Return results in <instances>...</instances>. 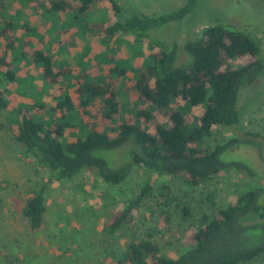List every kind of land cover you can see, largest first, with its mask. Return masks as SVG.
<instances>
[{
	"label": "rangeland",
	"instance_id": "obj_1",
	"mask_svg": "<svg viewBox=\"0 0 264 264\" xmlns=\"http://www.w3.org/2000/svg\"><path fill=\"white\" fill-rule=\"evenodd\" d=\"M0 1V19L13 24L0 36V53L6 44L14 46L7 51L5 61L17 57L13 62L18 66L17 76L23 79L7 83L10 102L0 109V264H115L129 244L142 239L155 242L161 252L174 257L200 226L203 213L213 214L234 203L245 191L264 187V73L240 91V122L228 128L215 127L205 143L212 146L233 137L251 140L254 145L238 143L220 156L225 162L245 167L228 168L197 185L166 173L151 174L142 168H134L116 184L102 180L93 168L87 167L67 181L49 182L48 169L20 151L14 139L13 112L9 115L11 107L29 100L19 96L20 88L41 92L48 106L55 103L59 86L50 87L39 80L41 67L32 58L35 51H43L56 63L68 66L71 82L82 70L107 74L109 67L124 65L126 72L118 80L129 85L149 54L175 44L177 63H181L187 57L184 43L198 38L204 27L221 23L234 25L256 40L264 63V0H199L183 18L153 28L148 36L138 38L133 34L109 37L103 29L116 19L137 12H171L186 0H115L118 12H113L111 3L98 2L76 21L72 17L78 11V0ZM57 1L69 5L63 10L52 7ZM85 21L97 30L82 24ZM97 58L103 61L98 62ZM243 61L235 59L230 64L236 66ZM72 90L68 92L76 101ZM132 98L119 96L122 113L129 118L132 111L127 108L135 107ZM100 103L97 99L88 110L97 114ZM200 113V107H193L186 117L190 121ZM80 119L85 121L87 115L81 114ZM77 120L79 130L83 123ZM246 133L256 134V138ZM67 138L72 137L67 134ZM125 150L123 145L118 150H99L96 154L117 166L126 161ZM147 184L149 189L140 203L118 228L111 230L113 221ZM39 191L45 195L47 210L41 227L31 229L22 209L27 199ZM240 264H264V254Z\"/></svg>",
	"mask_w": 264,
	"mask_h": 264
},
{
	"label": "trees",
	"instance_id": "obj_2",
	"mask_svg": "<svg viewBox=\"0 0 264 264\" xmlns=\"http://www.w3.org/2000/svg\"><path fill=\"white\" fill-rule=\"evenodd\" d=\"M198 1L186 0L167 13L137 12L116 19L103 32L109 37L116 34L146 37L151 29L183 18ZM78 2V11L72 17L75 21L98 2L111 3L113 12L120 9L115 0ZM68 5L66 1H57L52 7L63 10ZM82 24L95 28L89 21ZM11 27L10 21L0 19V36ZM4 47L0 53V69L5 67L0 70V109L10 102L7 83L23 80L17 76L18 66L13 62L18 58L5 61L7 51L14 46ZM183 49L187 57L181 63H177L175 44L149 54L129 85L118 80L126 72L124 65L109 67L107 74L82 70L71 82L68 66L56 63L43 51H35L32 58L41 67L39 80L50 87L58 85V94L55 103L48 106L41 92L20 88L19 96L29 100L21 101V105L9 111V115L11 112L14 115V139L20 151L48 169L49 182L67 181L87 167L93 168L102 180L116 184L134 168H142L151 174L166 173L197 185L228 168L245 167L225 162L220 156L238 143L254 145L251 140L233 137L212 146L205 143L215 127L228 128L240 122V91L264 73L259 44L234 25L216 23L204 27L198 38L186 41ZM235 59L244 61L232 66L230 62ZM70 88L76 101L68 92ZM119 96L133 97L131 102L135 107L127 108L132 111L131 118L122 113ZM97 99L100 107L93 114L88 107ZM142 103L146 106L141 107ZM193 107H200L201 113L189 121L186 114ZM81 114L87 115L83 122ZM76 120L83 123L79 130ZM67 134L72 138L68 139ZM245 135L256 138V134ZM123 145L127 148L126 161L117 166H111L96 154L99 150H118ZM148 189L147 184L128 203L113 221L111 230L121 225ZM43 191L29 197L22 209L31 229L43 224L47 210ZM183 211L188 214L186 207ZM199 222L189 242L174 257L161 252L155 242L142 239L129 244L115 264H240L254 260L264 254V187L245 191L234 203L218 208L213 214L203 213Z\"/></svg>",
	"mask_w": 264,
	"mask_h": 264
}]
</instances>
